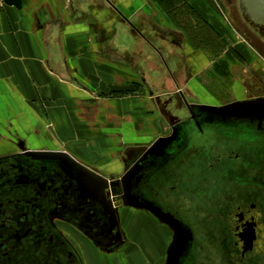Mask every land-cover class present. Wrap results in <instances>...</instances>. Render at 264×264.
I'll list each match as a JSON object with an SVG mask.
<instances>
[{
  "label": "flooded vegetation",
  "instance_id": "1",
  "mask_svg": "<svg viewBox=\"0 0 264 264\" xmlns=\"http://www.w3.org/2000/svg\"><path fill=\"white\" fill-rule=\"evenodd\" d=\"M234 2L245 26L264 40V22L248 16L249 4L243 0ZM256 74L258 82L253 75L249 82L242 75L239 85L246 90L239 102L264 101V71ZM176 93L167 95L161 114L179 140L157 152L149 149L157 140L147 148L127 150L120 172L112 175L50 148L30 131L12 132L4 122L0 264H82L71 241L80 232L108 254L118 252L123 244L118 242L120 212L133 199L177 218L220 264H264V116L251 109L239 120L224 117L207 129L202 124L212 116L197 109L218 103L193 104L181 91ZM190 124L197 132L186 135ZM126 174L134 180L121 181ZM191 246L187 244L178 264H203L192 258Z\"/></svg>",
  "mask_w": 264,
  "mask_h": 264
},
{
  "label": "crops",
  "instance_id": "2",
  "mask_svg": "<svg viewBox=\"0 0 264 264\" xmlns=\"http://www.w3.org/2000/svg\"><path fill=\"white\" fill-rule=\"evenodd\" d=\"M109 1L118 12L102 0H22L21 9L0 0V126L5 122L19 134L30 131L41 142L51 120L54 140L83 165L88 159L111 158L104 145L122 144L115 153L117 163L109 160L105 166L109 167L122 165L127 150L155 142L166 127L159 114L169 93L179 90L193 104L210 103L212 98L201 81L208 67L206 55L190 44L207 28H175L153 0ZM133 83L138 89L131 90H140L151 101L144 105L136 95L115 103L102 101V110L98 109L102 116L91 119L93 99L85 105L84 118L80 111L78 117H70L73 112L67 103L74 100V92L68 84L78 95L87 91L91 97L99 89ZM234 89L241 92L237 82ZM96 126L109 133L97 134ZM129 214L132 227L126 253H135L130 264H135L136 255L145 263L161 253L168 233L164 227H145L146 222L152 224L149 217L142 221L140 214ZM139 232L140 242L144 237L140 245ZM78 247L87 261L96 257L92 249L86 253Z\"/></svg>",
  "mask_w": 264,
  "mask_h": 264
},
{
  "label": "rangeland",
  "instance_id": "3",
  "mask_svg": "<svg viewBox=\"0 0 264 264\" xmlns=\"http://www.w3.org/2000/svg\"><path fill=\"white\" fill-rule=\"evenodd\" d=\"M153 1L157 2L162 13L167 16L170 23L174 25L175 28H184L186 30H188V28H191L192 30H194V28H207L206 34H202L203 32L201 33V36H198L196 34L194 37L195 41L192 40V42H190V44L194 45L197 49H200L206 55L208 67L201 74V81L206 87L207 92L212 97L209 102L218 103L219 105H213L216 107H196L198 108V111H204L205 113L212 116L210 121H207L206 123L203 122L202 125H207V129L212 125V127L218 126L220 125V121L224 117L229 119H233L231 117H236V120H239L243 118V116L246 115V113L251 109L255 110L256 112L260 111L261 116H264V101H257L256 103H253V101L245 102L244 100V102H239L241 99H243L242 96L244 95L246 89L244 91L241 90V92L238 91V93L237 90L234 89V84L236 82L240 84L242 75H247V77L244 79L245 81L249 82L250 78H248V76L251 77V75L256 77L255 81H257L258 79H260V77H258L256 73H262L264 71L261 62V59L264 61V40H262L260 36L254 35L250 30L251 28H247L245 26L243 19H241L240 15L235 9L234 0H169L171 2L168 3L166 0ZM211 28H214L216 32L213 33L214 31ZM213 34H215L216 38H214ZM252 70H254V72L256 73H253ZM69 83L73 82L71 81ZM133 85L134 86L131 87L129 85L127 86L126 84L125 86L127 87H121L114 90L99 89L96 91L95 95L91 94V97H87L89 95V92L85 91L83 96L78 95L75 87L72 88L68 84L67 87L72 89L74 92V100L68 98L70 101H68L67 103L70 105V112H73V114H70V117H78L79 115L77 111H80L82 112V115H80L79 117L84 118V116L87 115V113L85 115V112H83L87 111L85 110V105L89 106L93 99L95 102V107L88 111L90 112L88 115H90V117L92 116L91 119L94 117L98 118V116H102V113L98 111V109L102 110V108H100L102 107V101H111L112 103H115L118 102L119 99H129L128 97H134V95H136L135 97L140 100L142 99L145 105L148 102L147 99L149 100L151 99V97L144 96L145 93H142L143 96H141L140 90H131V88L133 89V87H138L134 83ZM79 93L82 94V92ZM254 98H257V95H255ZM91 111H95V113L91 114ZM159 115L160 118H163L162 114ZM74 121L76 122V120ZM165 123V129H163L161 131L162 133L160 132L161 134H158V136L162 138L159 144L167 147L170 145H174L181 136L177 131L172 134L168 121L165 120ZM44 128L45 131L48 132V135H45V140L48 143V146H50V148L52 147V149L54 148L65 151V149L54 140V138L56 137V133H54L56 129L51 120L48 121L46 127ZM95 129L99 130L97 134H100L102 130L109 133L108 129L106 128L99 129V126H96ZM196 132V126L192 124L188 125L185 129L186 135L195 134ZM159 137L156 140H159ZM105 138L108 139L109 137L105 136ZM111 138H113V136H111ZM104 146L106 152L108 149V151L112 153V157L109 158L107 156L105 157V159L101 160L88 159V163L84 162L85 166L95 171L103 170L107 173H111L110 175L120 172L117 164L109 167L105 166H107L106 163L109 162V160H111V162H114L115 159L116 161L115 153L118 152L117 149L122 146L121 142L117 141L115 144H112L111 147H109L108 145ZM146 146L149 147L150 145H145V147ZM130 148L135 147L132 146ZM154 150L157 152V148H154ZM124 151L125 150H122L121 154L124 153ZM92 156L93 158L95 157L94 155ZM122 158H124V155L122 156ZM58 201L56 202V204H58ZM63 201H65V199L62 200V202ZM125 203L126 204L124 205L126 206H124L123 210L120 212L121 219L119 228L121 234L118 235V242L121 240L123 241V244L119 247L122 249L118 252L108 254L107 251L104 250L103 246H94V244L86 238L87 236L80 232L81 234H79L78 237L76 235L73 240L71 239L72 244L74 245L78 253L80 250L78 246H80L82 249H85L84 251L86 253H93L94 251L96 255V257L89 258L88 261L86 256L82 254L79 255L82 264L131 263V256L133 257L135 253H126V249L129 247L130 241V235L128 231H131L132 227L131 222L129 224V217L127 216L130 215L129 212L133 214H140V217H143L142 221H144L147 217H149V219L151 218L152 220H150L152 224L150 222L144 223V226L148 229L156 230L159 226V228L164 227L168 233V240L162 247V251H160L161 253L158 254V256L152 258L151 260H147V262L145 263L141 262V257L137 256L135 257V264H178V260L181 254L184 252L183 250L186 248L187 244H190V246L192 244V246L194 247L192 258H198V260L203 261V264H220L219 257H217L211 251L209 246L204 244L205 242L201 241L200 239H193L191 233L187 231L180 222H178L177 218L171 216L168 213H163L156 208H152L149 204H139L138 207H135L127 204L131 202L125 201ZM65 205L68 206V203H66ZM70 205L74 206L72 205V203ZM62 207L65 208L64 205ZM125 217L128 218V223H125ZM83 224L84 223H82V225ZM62 225L63 224L61 222L57 224L59 229L63 230L65 227ZM65 234L69 237V234ZM139 238H141L140 232L139 234L137 233L138 245H140L144 241V237L141 242ZM193 247L190 249L193 250ZM102 248L103 250H99Z\"/></svg>",
  "mask_w": 264,
  "mask_h": 264
},
{
  "label": "water",
  "instance_id": "4",
  "mask_svg": "<svg viewBox=\"0 0 264 264\" xmlns=\"http://www.w3.org/2000/svg\"><path fill=\"white\" fill-rule=\"evenodd\" d=\"M4 2V4H6L7 6H11L14 7L16 9H21L22 6V0H2ZM247 5L249 4V9L247 10V14L250 18L256 20V21H262L264 22V0H243ZM108 5L111 6V8H113L115 11L118 12L117 8L109 1L107 0ZM184 102H186L188 104V102L185 100ZM162 139V138H161ZM157 140L149 149H153V148H157L158 151L160 150L161 147H163L164 145L159 144L160 140ZM129 175V174H128ZM128 175H124L121 177V181L125 182V180H127ZM130 180H134V176H131L130 178H128ZM110 180V179H109ZM116 184L118 183V180H116L115 182ZM131 201V200H130ZM128 205L130 206H135L138 207L139 203L136 202L134 199L131 201V203H128ZM153 208V207H152Z\"/></svg>",
  "mask_w": 264,
  "mask_h": 264
},
{
  "label": "trees",
  "instance_id": "5",
  "mask_svg": "<svg viewBox=\"0 0 264 264\" xmlns=\"http://www.w3.org/2000/svg\"><path fill=\"white\" fill-rule=\"evenodd\" d=\"M166 1H167V3H168V2H171V1H169V0H166ZM156 3H157V2H156Z\"/></svg>",
  "mask_w": 264,
  "mask_h": 264
}]
</instances>
